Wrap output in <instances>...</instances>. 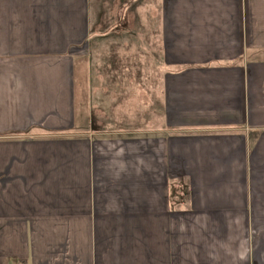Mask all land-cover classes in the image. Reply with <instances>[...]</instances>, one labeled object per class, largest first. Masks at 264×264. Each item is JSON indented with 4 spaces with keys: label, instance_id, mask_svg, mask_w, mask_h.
<instances>
[{
    "label": "crops",
    "instance_id": "0c3cea01",
    "mask_svg": "<svg viewBox=\"0 0 264 264\" xmlns=\"http://www.w3.org/2000/svg\"><path fill=\"white\" fill-rule=\"evenodd\" d=\"M122 33L160 72L142 130L94 117L79 69ZM20 263L264 264V0H0V264Z\"/></svg>",
    "mask_w": 264,
    "mask_h": 264
},
{
    "label": "rangeland",
    "instance_id": "374dc122",
    "mask_svg": "<svg viewBox=\"0 0 264 264\" xmlns=\"http://www.w3.org/2000/svg\"><path fill=\"white\" fill-rule=\"evenodd\" d=\"M128 16L131 28L135 29V27L145 25L146 15L132 14L127 15V18ZM127 39V36L122 33L120 44L117 42L116 47L112 46L111 38L104 39L103 42L100 41L97 46L95 45L94 51L89 43L85 48L88 53L86 57H82L79 69L81 72L87 69L89 71L88 98L94 104L92 106L96 107L93 108L94 117L95 109L104 108L107 114L103 118L106 122H111L113 117L120 122L117 125L114 124V129L126 128L122 122L131 116L139 122L130 128L142 130L152 125L144 123V117L149 116L144 102L146 100L149 102L151 97L158 99L161 91V78L158 67L154 65L150 57H145L143 45L125 44L128 42ZM152 88L155 92L151 93L149 89ZM84 91L83 88V93Z\"/></svg>",
    "mask_w": 264,
    "mask_h": 264
},
{
    "label": "built area",
    "instance_id": "2783aa9c",
    "mask_svg": "<svg viewBox=\"0 0 264 264\" xmlns=\"http://www.w3.org/2000/svg\"><path fill=\"white\" fill-rule=\"evenodd\" d=\"M20 264H26V263H20Z\"/></svg>",
    "mask_w": 264,
    "mask_h": 264
}]
</instances>
